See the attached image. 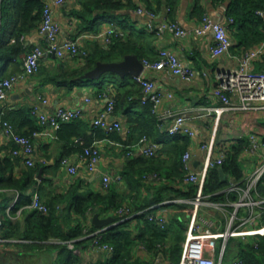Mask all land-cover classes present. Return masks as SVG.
<instances>
[{"label":"crops","instance_id":"crops-1","mask_svg":"<svg viewBox=\"0 0 264 264\" xmlns=\"http://www.w3.org/2000/svg\"><path fill=\"white\" fill-rule=\"evenodd\" d=\"M82 1L65 0L60 6L53 5L55 20L61 26L59 38L61 40L77 38L88 49H92L95 45L103 47L102 40L93 38L88 33L99 32L101 29L106 28L110 24L108 23L109 20L108 18L99 19L96 31L84 29L82 21L74 13V11L82 8ZM136 2L139 6L144 7L141 0H136ZM202 3L205 10L203 15L207 13L214 20L228 22V18L225 16V4H213L210 0H205ZM192 8L193 0H181L174 16V19L179 24L190 31L189 36L179 38L167 33L163 38L153 41L151 51H147V53L149 59H154L162 46L170 48L177 53L183 63L195 69V77L187 81L173 75L168 69H144L142 73L144 76L154 79L159 87L170 90L174 94L173 99L163 102L160 109L162 114L164 111L170 110L172 116L178 113H185L190 117V124L197 129V135L196 137L187 136L189 141L186 150L189 149L193 155L191 159L192 169L200 170L206 158V151L201 148L202 143L214 139L215 156H218L223 146H229L242 137H247L249 140L251 133L264 134V103H257V108L255 109L225 111L218 119L214 112V109L222 104L215 95V89L219 83L218 73L236 67L240 53L231 48L230 52L213 59L210 56V47L213 44L212 35L209 33L204 36H197L192 32L193 28L203 17V15L201 17L192 16ZM115 13L119 16L113 20L114 24L120 25L118 19L125 20L124 16L127 15L133 25L136 23L134 26L137 29H147L145 23L148 17L145 14H139L132 9L116 11ZM156 13L158 20H160L165 15L166 8L163 6ZM231 36H233L232 33ZM137 40L144 42L143 38H137ZM11 41L13 42V40ZM23 41L27 49L17 59L11 58L0 61V77H9L12 74L23 72L26 53L36 45L46 47V41L41 37L37 29L26 34ZM83 66L79 61L68 57L60 58L54 53H50L41 60L39 68L34 74L16 83L9 91L7 98L4 101H0V107H2L0 121L7 114L16 112L15 115L13 114L14 126L18 133L32 137L36 165L42 166L40 168L42 174L37 179L39 181L38 184L43 187L39 188V186H36L30 190L31 197L34 191H38L40 198L42 197V200L45 201L49 193H64L69 190L72 183L79 179L81 180V190L89 186L100 189V183L104 176H109L111 182L117 181L120 178L119 174L129 159L143 155L139 146L133 149V154L130 156H128L126 151L132 147L130 145H134L139 141L146 130L151 133L150 135L146 133L150 139L160 141L162 148H166L167 151L163 154V157L167 159L174 154L171 149L174 142L172 140H178L174 144L175 147V145L182 144V136H186L181 134L170 135L164 128L159 127L155 121L158 116L155 114L156 117L154 119L150 115H144L143 111L147 105L142 104L140 101L133 107L118 105L110 119L118 120L122 124V130L116 131L117 133L112 136L104 134L100 130L102 128L94 126L93 120L98 112L105 107L108 96L112 95L111 89H116L112 83L100 89L98 80H83L82 78L79 80L78 77L70 75L72 70L80 69ZM254 68L257 71H264V54L255 61ZM87 97L90 98V101L86 100ZM43 99H46V102ZM60 105L69 108H82L83 116L78 119L82 128L79 137L61 139L59 138L61 127L55 130L48 124H42L39 115H52ZM34 107L38 108L37 113L32 112ZM41 131H50V135H34V132ZM86 142L96 143L101 149V161L92 172L86 169L83 160H81L80 152H73L69 148L70 146L75 147ZM14 146L16 147V144L12 141H0V157L4 158L11 154ZM65 158L68 159V164L77 166L76 174L69 173L68 164H59L58 161ZM242 159L245 187H241L239 181L225 173V179L230 182L226 190L238 191L239 200L221 202L206 198L207 203L200 209V215H207L211 219L216 220L217 223H220L221 229L225 228L231 214L234 212L237 219L235 225L250 216H253L254 222L247 225L248 228H257L264 225V190L262 192L256 191L253 194L252 192L256 190V185L254 191H251L249 195H245L250 179L254 176L257 168L264 163V150L261 149L255 155L242 156ZM24 167L26 165L23 161L21 166L15 167L14 174H19L21 168ZM120 186L122 187L120 189H126L124 185L118 183V187ZM17 193L20 192L10 187L0 188V203L7 206V215L13 220L21 218L25 212L23 207L18 208L15 213L8 212L9 203L15 199ZM242 199L253 200V203L237 206V203ZM178 201L188 200L179 199ZM70 205L72 204H64L62 208ZM27 209L28 207L25 208V210ZM18 210H21L19 215L17 214ZM171 212V208H166L158 210L157 214L167 218ZM95 215H98L101 219L113 217L112 213L107 214L106 212ZM94 216L88 221L71 211L72 221L75 225L81 221L86 225L90 222L93 223ZM133 222L135 224L133 226L139 223L138 220ZM98 230L104 229L98 227ZM29 243L30 241L26 239H3L0 241V264H16L11 262V255L20 253L32 256L35 251L42 252L44 249H51L52 251L50 256L52 262L49 264H53L58 259L59 248L34 247L32 250L28 245ZM68 245L72 252L79 257V261L76 264H98L108 259L106 252L95 249L90 243L86 248L75 246L73 241H69ZM133 253L136 257L142 258L147 264H167L168 262L163 254L160 253L158 257H154L143 246L135 248Z\"/></svg>","mask_w":264,"mask_h":264},{"label":"trees","instance_id":"trees-1","mask_svg":"<svg viewBox=\"0 0 264 264\" xmlns=\"http://www.w3.org/2000/svg\"><path fill=\"white\" fill-rule=\"evenodd\" d=\"M213 4H225V16L233 18L229 23V32L233 34V50L240 54L245 50L254 47L264 41V0H210ZM144 7L152 12H157L161 7H170L168 18L175 20L181 0H141ZM205 0H193L192 16L201 17L204 13L203 3ZM44 6L43 0H1L0 4V61L15 58L17 59L25 50L23 38L26 34L36 30L42 16ZM139 4L136 0H83L82 8L74 13L82 21V27L87 30L96 31L98 20L108 18V23L113 22L116 11L137 10ZM125 20H119L123 36H112L107 48L95 45L88 49L87 61L80 69H74L70 75L81 80L82 76L93 69L99 61L116 62L121 61L127 54H137L141 60L149 59L147 51H151L153 41L159 39L155 32L148 29H137L124 16ZM143 38V41L137 40ZM13 40V42L11 41ZM159 54L154 59L157 60ZM99 81L100 89L112 83L116 90L111 89L115 99V110L121 105L133 107L142 96V88L133 76L120 77L115 72H107L101 76ZM23 112V111H22ZM14 115L16 112L13 113ZM7 114L4 120L14 125V116ZM143 114L156 117L152 113L151 106L147 105ZM79 119V118H78ZM78 119L63 123L59 130V138L72 139L79 137L81 127ZM159 124V118L156 120ZM15 127V126H14ZM104 134L113 135L117 133L107 132L100 129ZM151 134L148 130L142 136ZM182 144H174L171 149L174 152L169 159L163 157L166 148H161L156 155L131 157L121 173L120 179L111 182L105 191L86 187L80 189L81 180L71 184L68 191L64 193H49L48 198L41 202L46 206L47 211L39 209H27L31 202V192L34 187H43L38 184L41 165L21 168L19 174H14L16 166L23 162L20 156L12 153L4 158L0 157V188L10 187L20 193L17 205L11 210L15 211L23 207V216L13 220L7 215V206L0 204V214L3 224L0 229L1 239H26L33 250L34 247L59 248L58 259L53 264H76L79 261L77 254L69 247V241L74 245L86 248L89 243L97 237L98 227L92 222L84 224L82 221L73 224L71 211L80 215L88 221L95 214L112 213L114 217L113 226L100 232L99 245L108 244L114 247V252L108 259L98 264H147L142 258L136 257L133 253L138 246H143L154 257L163 254L167 261L178 262L181 259L183 242L186 239L187 223L190 219L193 204L190 202L197 194L198 184L186 181L188 170L183 162V154L186 151L188 137L182 136ZM160 142L158 140H152ZM171 141V142H172ZM90 142L82 145L69 147L73 152H83ZM249 146L247 137H242L229 146H225L226 156L221 165L209 168L203 185V194L212 201H237L238 191H229L226 188L230 182L222 179L220 167L229 176L239 181L241 187L246 186L244 179L242 154ZM15 147V146H14ZM13 147V148H14ZM128 151V150H127ZM126 151V153H127ZM59 160V164L62 163ZM126 189H120L118 183ZM42 183V182H41ZM256 189V190H255ZM252 192L264 190V175ZM240 193V192H239ZM186 199L188 201H173ZM169 201V202H168ZM72 204L69 207L63 205ZM122 206H129L132 217L118 214L117 210ZM171 208L172 212L167 217L164 227L156 220H150L148 215L157 214L158 210ZM134 220L139 223L136 226ZM72 221V222H71ZM56 243H54V242ZM58 241V243H57ZM235 259H242L244 264H264V235H251L245 238L230 237L222 264H230Z\"/></svg>","mask_w":264,"mask_h":264},{"label":"built area","instance_id":"built-area-1","mask_svg":"<svg viewBox=\"0 0 264 264\" xmlns=\"http://www.w3.org/2000/svg\"><path fill=\"white\" fill-rule=\"evenodd\" d=\"M65 0L44 1L41 21L38 25V32L46 41V47L36 45L29 50L24 58V70L21 73H15L9 77H0V101H4L9 91L16 83L34 74L40 65L41 60L50 53H54L60 58L68 57L72 60L79 61L81 65H85L89 51L87 47L82 45L77 38H67L61 40L59 38L61 26L55 20L53 5L60 6ZM170 7L167 6L166 13L162 19L158 20V15L155 12L147 10L145 7H139L136 12L145 14L148 18L145 27L148 30L155 32L159 39L163 38L167 33L173 34L175 37H187L190 34L177 20L168 18ZM259 13L264 15L263 11ZM233 22V18H229L228 22L214 20L209 14L205 13L199 23L193 28L194 35L204 36L211 34L213 44L210 47V56L215 59L223 54L231 51L234 45V40L229 32V23ZM1 23V16H0ZM93 38H98L103 47L107 48L111 42L112 36H123V31L117 25L111 22L106 28L99 32L88 33ZM104 41V44H103ZM157 60L144 59V69L163 70L168 69L173 75L179 76L184 80L190 81L196 71L188 64L182 62L177 53L170 48L162 46L159 51ZM264 54V41L254 47H251L241 53L238 57V65L234 68L223 70L218 73L219 83L215 89V95L220 99L221 106L214 109V112L219 117L228 110L237 109H255L257 103H264V71H257L254 68L255 61ZM142 88V96L140 102L144 105H150L151 110L159 118L158 126L164 128L170 135H186L196 137L197 129L191 126L190 117L185 113H178L172 116L170 110L164 111L162 114L160 109L165 100L174 98L172 91L159 87L156 81L146 77L141 73L139 76H133ZM238 100V101H236ZM90 101V98H86ZM46 102V99H43ZM33 113L38 112V108H32ZM115 112V99L113 96H108L105 107L100 110L93 120L95 127L102 128L107 132L121 131L122 124L118 120H111V116ZM83 116L82 108H69L58 106L52 115L40 114L42 124H48L51 128L58 130L63 123L73 121ZM35 134H48L50 131L34 132ZM0 141H12L16 147L12 149V154L20 156L26 166L33 167L36 165L34 158V144L31 136L18 133L14 125L7 121H0ZM128 149V156L133 154L135 147L140 148L145 156H153L162 148L161 142L151 141L147 136H142L139 141ZM223 146L220 149L218 156H215L214 139L201 144V148L206 151V158L200 170H193L191 167L192 152L187 149L183 154V162L188 170L186 181L198 184V190L195 198L191 200L193 209L191 218L187 223L186 239L183 242V250L181 259L178 262H167V264H222L226 249L227 240L229 237L245 238L251 235H264V225L257 228H248L247 225L254 222L253 216L247 217L243 221L235 225L236 213H232L225 228L221 229L220 223L211 219L209 216L200 215L201 207L207 203L206 196L203 194V185L205 182L208 170L212 166L221 165L225 159L226 151ZM261 149L264 150V134L258 135L251 133L249 136V146L244 150L242 156L255 155ZM85 167L92 172L96 169L101 161V149L96 143L86 146L80 154ZM63 164H68V159H63ZM259 166V165H258ZM68 170L71 174L77 173V166L68 164ZM264 175V163L261 164L254 176L250 179V184L245 191V195H249L257 183ZM120 179V178H119ZM111 179L109 176H104L100 183V189L105 191L109 188ZM20 194L17 193L15 199L10 203L8 212L15 208ZM178 201V200H175ZM253 200L242 199L237 206L242 204H252ZM1 204V203H0ZM28 208L47 211L46 206L41 202L38 191L32 194V202ZM129 206L120 207L117 212L120 215L132 217ZM21 210L17 211L19 215ZM150 220H156L159 225L164 227L167 223V218L163 215L149 214ZM3 224V218L0 214V229ZM96 232L97 237L92 241V246L96 249L103 250L110 256L114 252V247L103 244L99 245L100 232ZM0 237V241H2ZM230 264H244L242 259H235Z\"/></svg>","mask_w":264,"mask_h":264},{"label":"water","instance_id":"water-1","mask_svg":"<svg viewBox=\"0 0 264 264\" xmlns=\"http://www.w3.org/2000/svg\"><path fill=\"white\" fill-rule=\"evenodd\" d=\"M144 70L143 61L139 58L137 54H127L123 60L116 62H102L99 61L97 65L87 71L83 76V80H99L102 75L107 72H115L120 77L125 76H139ZM2 111V107H0V114ZM220 173L222 179L226 178V174L224 169L220 167ZM42 174V170L39 172V175ZM114 218L108 217L105 219H101L98 215L94 216L93 223L102 229H108L113 226Z\"/></svg>","mask_w":264,"mask_h":264},{"label":"rangeland","instance_id":"rangeland-1","mask_svg":"<svg viewBox=\"0 0 264 264\" xmlns=\"http://www.w3.org/2000/svg\"><path fill=\"white\" fill-rule=\"evenodd\" d=\"M0 4H1V0H0ZM236 221L237 220H235V222ZM32 254L34 255L29 256V255L20 254V253L11 255V258H12L11 262L12 263L14 262L16 264H49L52 262V258L50 257L52 255L51 249H44L42 252L35 251Z\"/></svg>","mask_w":264,"mask_h":264}]
</instances>
